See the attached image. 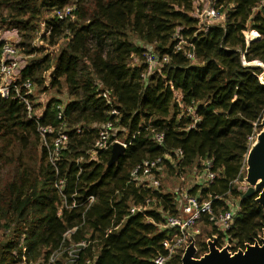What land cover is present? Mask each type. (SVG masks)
I'll return each mask as SVG.
<instances>
[{
  "label": "trees",
  "instance_id": "16d2710c",
  "mask_svg": "<svg viewBox=\"0 0 264 264\" xmlns=\"http://www.w3.org/2000/svg\"><path fill=\"white\" fill-rule=\"evenodd\" d=\"M261 1L213 0L224 22L199 30L198 19L190 15L193 0H0V23L18 30L23 52L42 51L30 48L41 19L48 32L42 39L59 47L54 60L43 54L27 63L22 79L46 91L44 74L52 68L49 87L56 94L65 90L69 97L63 109L68 140L56 166L39 147L36 123L25 104L12 95L0 97V264H20L22 257L24 264H154L165 253L163 240L174 235L160 226L178 213L177 194L162 191L161 185L151 188L144 179L136 183L131 172L158 158L159 179L161 171L178 178L191 170L202 174L203 162L209 160L213 181L195 184L187 193L210 199L215 216L229 210V197L238 198L239 205L225 233L209 215L201 217L208 238L217 235L221 242L225 236L239 247L257 239L264 228L261 206L256 195L242 199L234 182L242 180L247 138L260 129L264 113ZM67 7L73 9L58 18L57 12ZM247 29L260 34L248 45L242 33ZM177 33L186 41L179 51L174 48ZM147 47L167 55L168 62L162 75L142 80ZM186 50L193 59L185 56ZM243 59L263 66L246 65ZM104 90L111 104L99 95ZM58 104V97L49 98L41 125L57 130L62 122ZM111 108L118 117L110 114ZM115 119L113 137L129 144L109 164L110 149L98 151L95 158L88 151L98 127ZM155 132L163 134L161 144ZM132 205L145 210L131 214ZM81 242L86 245L78 246ZM196 246L199 253L207 250L206 241ZM71 249L76 258L69 263ZM53 252L58 255L51 262ZM179 263L176 255L167 264Z\"/></svg>",
  "mask_w": 264,
  "mask_h": 264
},
{
  "label": "built area",
  "instance_id": "2783aa9c",
  "mask_svg": "<svg viewBox=\"0 0 264 264\" xmlns=\"http://www.w3.org/2000/svg\"><path fill=\"white\" fill-rule=\"evenodd\" d=\"M194 1V0H193ZM262 5H264V0L261 1ZM73 9V7H67L63 11L57 12L58 18H63L66 15L69 14V12ZM197 13V12H196ZM224 15V14H223ZM219 14V12L214 8V2H212L205 10H203L200 15H198L200 18L205 19V23H202L203 27L201 29H204L208 25H211V23L208 21L209 19H219L223 18L224 16ZM198 19V18H197ZM202 19H198V23L201 24ZM220 22V21H219ZM199 27V26H198ZM244 41L245 44L248 45L250 42L258 39L260 37V34L255 29H247L243 32ZM178 38V41L176 45L174 46L176 51L183 50L184 44L186 41L182 39L181 36L176 35ZM1 41V39H0ZM3 45L1 49V55H0V97H9L12 95L19 101L23 102L25 104L26 110H27V116L29 119L34 121L36 123V131L39 135V145L40 147H43L48 152L49 161L53 166L55 165L56 160L59 157V152L61 149H63L67 143L68 137L67 134L61 130V126H64L63 122V109L65 104H58L57 105V119H59L60 124L58 126L59 130H55L51 126H43L40 124L39 120L42 117L43 111L45 109V105L41 107L34 108V100L31 99L33 97L34 93V86L29 79H22V71L25 67L23 62V58L21 57V50H23L20 46H18V43L10 41V40H3ZM191 45V44H190ZM144 64L145 69L141 73V79L145 80L149 75L158 73L162 75V70L164 68V65L166 62H168V56L167 55H161L159 56L155 52L151 50L150 47H147L144 51ZM185 56L188 58L193 59V53L191 50L185 51ZM243 63L248 64H255L259 66H263V64L259 61H252V62H246L243 59ZM262 79V76L260 77ZM171 90L173 91L175 95L176 102L182 106L181 104V96L178 91H175L170 85ZM100 96H102L108 104H111V99L109 97L108 91H101ZM186 112L189 115L193 114V108L188 107L186 108ZM110 114L114 115L115 117H118L119 112L115 108H111ZM194 121L198 120L197 116L193 117ZM117 122V119L115 121H107L100 125L97 129V136L93 144V148L88 151V153L92 156V158L96 157V154L98 151L101 150H107L111 149L112 145L114 143H120L125 149L128 146L129 142H127L124 139H115L113 136L115 135V131L117 130V126L115 124ZM193 126V124L191 125ZM80 128H77L76 131L79 133ZM259 129L254 128L251 135L247 138V146L248 150L253 144V142L256 139V135L258 133ZM56 132L55 136L51 138L49 141V137L51 134ZM113 137V138H112ZM154 138L158 144L162 143L163 140V134L155 132ZM247 155V154H246ZM246 156L241 166V174L245 173L246 170ZM160 159L155 160H146L143 161L142 164L137 165L131 172V177L136 181V183H140L142 179L146 180V185H148L151 188H157L160 185V179L158 175L156 174L159 167ZM205 166V172L200 174L199 177L202 175L203 183H210L213 181L215 177V173L210 171V165L211 162L209 160L203 162ZM195 177H197L195 175ZM60 186H62V181H60ZM180 193V196L182 198L181 205L178 207V213L173 216H169L166 218V221L164 224L160 226L161 229H165L168 231V235L170 236L172 231H174V235L172 238H166L162 242V247L165 250L164 254L157 255L153 262L154 264H167L170 259L175 257L176 255L181 256L183 254L184 249L187 247V245L190 242V239L188 238V232L189 230L194 228V225L201 219L203 215H209V219L213 222V224L218 225V230L222 233H225L227 229L231 226L234 212L232 210L225 211L218 216H215L212 212L211 208V201L210 199H198L197 196H191L187 193V190L180 189L178 190ZM87 201L92 202L93 196L90 195L87 198ZM148 202V200H147ZM143 210H145V207L140 205H132L129 208V213L134 214L136 212L143 213ZM215 225V226H216ZM217 227V226H216ZM69 231L66 233L68 234ZM260 236V235H259ZM258 236V237H259ZM258 237L255 241L258 240ZM196 244V243H195ZM226 244L229 245V250L231 252H234L240 248L236 246L234 243L230 242V240L227 237H223L222 241L219 242L217 237V246L219 248L224 247ZM85 242H81L78 244V246H85ZM75 249H71L68 251L69 260L68 262H73L76 258V254H74ZM202 253L198 252L197 247V253L196 256H200ZM58 255L57 252H53L50 257L49 261H54L55 257ZM25 258L22 257V261L20 264H24ZM89 264V261L86 262Z\"/></svg>",
  "mask_w": 264,
  "mask_h": 264
},
{
  "label": "rangeland",
  "instance_id": "374dc122",
  "mask_svg": "<svg viewBox=\"0 0 264 264\" xmlns=\"http://www.w3.org/2000/svg\"><path fill=\"white\" fill-rule=\"evenodd\" d=\"M212 2L213 0H194L193 1V10L190 12V15H192L195 18L202 19L201 24L198 23L199 30H201V28L203 27L202 23H205L206 21L204 18H200L198 15H200V13L203 10H205ZM53 14L54 13L51 12L47 14L45 17H49ZM220 19L221 18L212 19V20L209 19L208 21L211 24H220L219 23ZM37 30L38 31L34 33V37L31 42L30 48L36 47V48H43V49L42 51H35L33 54H27L23 52V50H21L20 54H21V57L23 58L22 64L24 65L29 63L31 60L36 59L39 56H42L43 54H49L51 56V59L54 60L55 56L58 53V50H59L58 46H49L47 42L42 39L43 36H46L48 34V32L46 31L44 20L41 19L38 22ZM2 38L9 39L10 41H13L16 43L23 41V39L20 37V33L18 32L16 28H11L7 25L0 23V39L3 40ZM62 42H63V39L59 41V44H61ZM25 49L27 48L25 47ZM50 75L47 72L44 74L43 87H47L48 90L43 91L41 90L42 87L41 88L36 87L34 89L33 98L35 100L33 99L34 100L33 102L36 104L40 103L38 107L46 105L49 98L52 96L58 97L62 104H65L69 100V97L67 96L65 90H63V92L60 94H56L54 93V90L49 87L50 77H51ZM59 128H61L62 131L66 130L65 127L63 126ZM59 128H57V131L59 130ZM195 175L196 174H194V171L191 170L185 175H183V178H178L172 175H167L161 171L160 172V185L162 187L161 190L164 192L176 193L177 194L176 205L177 207H180L182 198L178 190H180L181 188L184 190H188L190 187H192L195 184L203 183L202 175L200 177H199L200 174L199 175L197 174L196 175L197 177H195ZM245 175H246V172L243 173V177L241 178L242 180H238L234 182V185L236 186V188L243 193L246 191L248 187V183L245 181V177H246ZM238 201H239L238 198L229 197L227 199L229 210H232L233 212H235L238 209V205H239ZM216 226L217 228H219L218 225ZM208 232H209V228L203 225L199 221L194 225L193 229L189 230L188 238L189 239L192 238L195 241V243L198 244L199 241H207L208 239L212 238V236L208 238L209 236ZM213 237H217V235H213Z\"/></svg>",
  "mask_w": 264,
  "mask_h": 264
},
{
  "label": "water",
  "instance_id": "95a60500",
  "mask_svg": "<svg viewBox=\"0 0 264 264\" xmlns=\"http://www.w3.org/2000/svg\"><path fill=\"white\" fill-rule=\"evenodd\" d=\"M260 126L256 139L246 155L245 181L248 187L242 199L256 195L255 201L261 206L264 215V113ZM124 151L125 148L120 143H114L110 149L109 164L123 155ZM206 246L207 250L200 256H196L197 246L190 238L179 264H264V228L257 241L246 243L243 249L240 248L234 252L229 250L228 244L219 248L217 237L213 236L206 241Z\"/></svg>",
  "mask_w": 264,
  "mask_h": 264
},
{
  "label": "crops",
  "instance_id": "0c3cea01",
  "mask_svg": "<svg viewBox=\"0 0 264 264\" xmlns=\"http://www.w3.org/2000/svg\"><path fill=\"white\" fill-rule=\"evenodd\" d=\"M223 22H224V17L223 18H221L220 19V22L219 23H221V24H223ZM9 38V37H8ZM3 40H9V39H5V38H2ZM52 69V68H51ZM51 69L47 72V73H49V75L51 74ZM51 76V75H50Z\"/></svg>",
  "mask_w": 264,
  "mask_h": 264
}]
</instances>
